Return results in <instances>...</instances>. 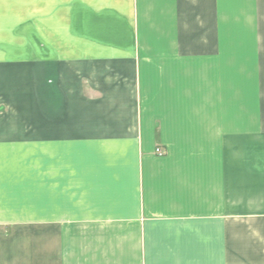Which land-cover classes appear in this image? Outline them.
Here are the masks:
<instances>
[{"label":"crops","instance_id":"obj_1","mask_svg":"<svg viewBox=\"0 0 264 264\" xmlns=\"http://www.w3.org/2000/svg\"><path fill=\"white\" fill-rule=\"evenodd\" d=\"M29 34L0 264H264V0H31Z\"/></svg>","mask_w":264,"mask_h":264},{"label":"rangeland","instance_id":"obj_2","mask_svg":"<svg viewBox=\"0 0 264 264\" xmlns=\"http://www.w3.org/2000/svg\"><path fill=\"white\" fill-rule=\"evenodd\" d=\"M30 2L0 0V123L3 124L28 123ZM155 152L162 154L160 150Z\"/></svg>","mask_w":264,"mask_h":264},{"label":"built area","instance_id":"obj_3","mask_svg":"<svg viewBox=\"0 0 264 264\" xmlns=\"http://www.w3.org/2000/svg\"><path fill=\"white\" fill-rule=\"evenodd\" d=\"M156 151H159V149H157Z\"/></svg>","mask_w":264,"mask_h":264}]
</instances>
